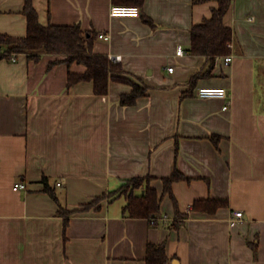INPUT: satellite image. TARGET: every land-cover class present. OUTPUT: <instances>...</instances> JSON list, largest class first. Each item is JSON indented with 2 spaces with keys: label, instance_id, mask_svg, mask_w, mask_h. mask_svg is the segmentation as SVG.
Returning a JSON list of instances; mask_svg holds the SVG:
<instances>
[{
  "label": "crops",
  "instance_id": "1",
  "mask_svg": "<svg viewBox=\"0 0 264 264\" xmlns=\"http://www.w3.org/2000/svg\"><path fill=\"white\" fill-rule=\"evenodd\" d=\"M33 5L44 26L94 32V53L121 57L125 77L150 90L125 107L127 84L113 81L103 96L92 82L69 88V73L86 67L65 56L0 59V264H147L149 243H165L169 264H264V0L233 1L225 25L234 60L218 59L194 89L209 65L190 52L191 30L211 18L216 1L146 0L139 18L111 17L112 0ZM24 9L25 0H0V34L27 36ZM200 87L229 97L201 99ZM175 170L185 177L173 185L178 209L164 195L163 179ZM148 175L164 195L156 224L126 216L124 198L82 212L124 180ZM18 183L27 188L16 191ZM206 199L228 206L193 209ZM63 210L78 211L66 234ZM235 212L244 222L232 228Z\"/></svg>",
  "mask_w": 264,
  "mask_h": 264
},
{
  "label": "trees",
  "instance_id": "2",
  "mask_svg": "<svg viewBox=\"0 0 264 264\" xmlns=\"http://www.w3.org/2000/svg\"><path fill=\"white\" fill-rule=\"evenodd\" d=\"M112 1L116 6H135L140 8L141 11L144 9L146 2V0ZM207 1H216L218 6L213 9L211 18L192 28L190 52L195 56L204 57L209 65V70L204 73H198L193 77L191 81L192 89L195 88L200 78L211 75L218 59L225 58L231 54V46L234 41L233 30L225 25V17L230 11L234 0H193V4L196 5ZM24 14L28 21L27 36L24 38H13L0 34V59H11L14 54H27L35 59L41 54L62 55L66 57L63 62L69 66L73 63H78L86 67L84 73H69V88L81 82H92L94 93L103 96L109 93L111 82L116 81L127 84L131 86V91L122 94L120 98V104L125 107L137 105L141 98L148 95L150 90L148 86L125 77L127 72L122 63L115 62L108 56L94 53L97 39L94 32L84 31L80 24L70 26L42 25L38 12L33 5V0H25ZM145 20L151 23V20L146 17ZM212 140L217 144L219 137L212 136ZM153 179L149 175L126 179L119 189L97 197L92 202L84 205L82 212H88L93 208H101L100 204L104 200L113 202L124 198L126 204L123 212L126 216L133 219H147L154 225L161 216V204L164 195L169 194L174 200L176 208L178 207L173 194V185L177 181L184 180L185 177L181 172L175 170L170 177L164 178L165 188L162 196L152 187ZM43 183L45 184V192L54 196L48 177L43 178ZM227 206V200L206 199L196 201L193 209L197 212L215 214L219 209ZM75 212L78 211L63 210L62 212V216L65 218V234L69 225V218ZM169 262L170 259L167 256L165 243L148 244L147 264H169Z\"/></svg>",
  "mask_w": 264,
  "mask_h": 264
},
{
  "label": "built area",
  "instance_id": "3",
  "mask_svg": "<svg viewBox=\"0 0 264 264\" xmlns=\"http://www.w3.org/2000/svg\"><path fill=\"white\" fill-rule=\"evenodd\" d=\"M141 16V10L135 6H113L111 8V17H132L139 18ZM100 39L109 40V35L101 34L99 36ZM185 54V50L183 47H179L177 50L178 56H183ZM115 62H120L121 57H113L111 58ZM18 60V55L14 54L12 56V61L16 62ZM234 60L233 55H228L224 58V65L230 66ZM174 68H169V72H173ZM197 96L201 99H227L229 97V93L225 88L220 87H200L197 90ZM230 108V104L224 107V110H228ZM60 185V184H59ZM27 186L24 183H18L15 185L14 189L25 190ZM154 222V221H153ZM244 222V214L242 212H235L230 219V226L232 228H236Z\"/></svg>",
  "mask_w": 264,
  "mask_h": 264
}]
</instances>
